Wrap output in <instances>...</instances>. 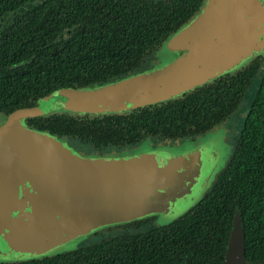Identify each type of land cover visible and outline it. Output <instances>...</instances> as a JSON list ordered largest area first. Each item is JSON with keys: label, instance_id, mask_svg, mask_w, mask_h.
<instances>
[{"label": "trees", "instance_id": "16d2710c", "mask_svg": "<svg viewBox=\"0 0 264 264\" xmlns=\"http://www.w3.org/2000/svg\"><path fill=\"white\" fill-rule=\"evenodd\" d=\"M30 1L0 0V17ZM202 2L43 0L35 18L25 24L15 20L10 32L15 52L8 44L0 49V113L7 116L35 106L61 88L92 87L134 73L146 54L191 19ZM51 17L71 28L68 39H58L61 29L50 25ZM240 89L251 97L238 143L195 206L164 224L151 216L108 227L75 249L18 264H223L237 210L247 259L264 261L263 55L236 75L219 77L159 104L122 113L55 112L28 117L26 122L97 153L130 150L146 139L168 141L207 132L229 117Z\"/></svg>", "mask_w": 264, "mask_h": 264}, {"label": "water", "instance_id": "95a60500", "mask_svg": "<svg viewBox=\"0 0 264 264\" xmlns=\"http://www.w3.org/2000/svg\"><path fill=\"white\" fill-rule=\"evenodd\" d=\"M167 40L184 52L172 62L100 86L61 88L0 117V258H42L108 227L151 216L169 221L209 191L230 155L222 133L177 147L96 154L26 122L166 101L264 56V0H203ZM223 264H264L247 259L238 210Z\"/></svg>", "mask_w": 264, "mask_h": 264}, {"label": "flooded vegetation", "instance_id": "af4514ba", "mask_svg": "<svg viewBox=\"0 0 264 264\" xmlns=\"http://www.w3.org/2000/svg\"><path fill=\"white\" fill-rule=\"evenodd\" d=\"M42 1L43 0H31L29 3H24L21 8H16L14 10L12 9L9 13L1 15V17H0V49L1 48L3 49L4 47H2V46H4L5 44H8L10 46V49H12L13 52H15V47H14V44H13V41H12V37H11V33H10L12 30L14 31V26L17 25V24H14L15 20L19 19L18 21H23V24H25L27 22L28 18H35L36 13L39 10L38 9L39 8V4ZM48 12L49 11H47L45 13H48ZM48 20L52 21L50 23V25H53V23H55V24H57L60 27L61 30L59 32L60 33L59 34V38H58L59 40L68 39L71 36V28L63 27V26H66V25L60 24L61 20L60 21H53L52 17L50 19H48ZM163 44H164V42L162 43V45ZM162 45H160L152 53L146 54V56L143 58V61H142L141 65H140V67H139V69L137 71H135L134 73H130V74L126 75V76H123L120 79L109 81L107 83H112V82H115V81H119L121 79L128 78L130 76H133V75H136V74H139V73H142V72H145L147 70L155 68L161 62V57H160V53L159 52L161 50ZM11 58H13V57H11ZM6 60H7V58H5L3 61H6ZM30 62H31V59H30ZM147 62H149V63L147 64ZM13 68L14 67L12 65H8L7 66V69H13ZM242 68H244V66H242ZM242 68L237 70V71H235V72H233V73L231 72V73H226L224 75H220V76L216 77L215 79H218L219 77H222V76H227L229 74L230 75H236L238 72H240L242 70ZM1 73H2V71L0 70V74ZM215 79H213L212 81H214ZM212 81H210V82H212ZM226 81H230V79H228ZM210 82H208V83H210ZM107 83H104V84H107ZM104 84H100V85H104ZM205 84H207V83H205ZM205 84L203 83L201 86H199L197 88H200V87L204 86ZM100 85H96V86H100ZM92 87H94V86H92ZM227 87H229V86H227ZM197 88H195V89H197ZM195 89H191L189 91H186L183 94H180L177 97L172 98V99L180 98L181 96H183V95H185V94H187L190 91H193ZM243 91H244L243 89H240L238 91V93L241 94V96L238 99L239 101H238L236 107L232 110V112L229 115V117L227 119H225V120H222V121L218 122L214 127L209 129L207 132L199 134V135H196V136H192L190 138H180V139L168 140V141L167 140H162L160 138L156 139L157 142L153 141V140H150V139H146L142 143L148 142V145L152 146V147H159V146H161V147H165V146L175 147L176 146L177 147L178 145H183L182 143H191L195 139H198V138L206 136V134H208V133L218 132L220 129H223L224 141L231 147V149H230V155H231V153L233 151V148H234V145L238 143L239 135H240V132H241L240 129H241L242 124H243L244 116L247 114L249 106H250L249 98H250L251 94L249 96H246L247 92L245 93V91L244 92ZM242 93H243V95H242ZM244 95H245V97H244ZM172 99H169V100H172ZM244 101L249 103V105L247 107H245V108H244ZM161 102H164V101H161ZM161 102H156V103H153V104H159ZM148 105H151V104H148ZM148 105H145V106H148ZM145 106H140V107H145ZM137 108H139V107H136L134 109H137ZM7 116L0 113V117H2V118L3 117H7ZM141 144H139V145H141ZM135 147H137V146H135ZM112 149L114 151H124V150L127 151L126 149L129 150V148H126L124 150H118L119 148H112ZM113 150H109V151H113ZM103 153H105V152H103ZM230 155H229V157H230ZM228 160H229V158H228ZM228 160H227V162H228ZM153 217H155V222L156 223H160L156 216H152V218ZM23 261H26V260L18 259V260H11V261H1L0 263H5V264H16L17 263L18 264V263H21Z\"/></svg>", "mask_w": 264, "mask_h": 264}, {"label": "rangeland", "instance_id": "374dc122", "mask_svg": "<svg viewBox=\"0 0 264 264\" xmlns=\"http://www.w3.org/2000/svg\"><path fill=\"white\" fill-rule=\"evenodd\" d=\"M185 50V49H184ZM160 57H161V62L159 63V65H157V66H161L162 64H164V63H168V62H172V61H174V60H176V59H178L180 56H182L183 54H184V52L183 51H181V49H179L178 47H176V46H174V45H169L168 44V40L167 41H165L164 42V44L162 45V47H161V50H160ZM149 62H147V64H148ZM250 63V62H249ZM242 67H240V68H238V69H234L233 71H232V73L233 72H235V71H237V70H239V69H241ZM229 73H231V72H229ZM212 81V80H211ZM208 82H210V81H206L205 83H208ZM204 83V84H205ZM201 86V85H200ZM183 94V93H182ZM250 97H251V95H250ZM167 101V100H166ZM161 102V101H160ZM249 105V103L248 102H246V101H244V108L245 107H247ZM64 112H66V111H64ZM214 133H216V132H214ZM217 133H219V134H223V136H224V133H223V129H220ZM209 134V133H208ZM208 134H206V135H208ZM205 137V136H204ZM204 137H201V138H198V139H195L194 141H192L193 143H195V142H197V141H200L201 139H203ZM67 142H68V144L69 145H71L72 147H74L76 150H79V151H82V152H84V153H96V154H104V153H97V152H94V151H91L90 149H92V148H89L87 145H85V144H79V143H77L74 139H71L70 141H68V140H66ZM157 142V141H156ZM191 142V143H192ZM225 142V141H224ZM226 143V142H225ZM182 144H190V143H182ZM143 145H147V146H149L148 145V142H144V143H142L141 145H139V146H137V147H134V148H138V147H141V146H143ZM159 147H161V146H159ZM166 147V146H165ZM111 150H113V149H111ZM130 150H132V149H130ZM125 151V150H124ZM110 152H123V151H106L105 153H110ZM222 160V159H221ZM192 208V207H191ZM190 208V209H191ZM188 211V210H187ZM186 211V212H187ZM184 214V213H183ZM181 216V215H180ZM178 218V217H177ZM174 219H176V218H174ZM174 219H171V220H169V221H165V222H160V223H162V224H164V223H167V222H170V221H172V220H174ZM93 234H91V235H89V236H87L86 238H84L82 241H80L79 243H77V245H76V247L80 244V243H82V242H84V241H87L89 238H90V236H92ZM75 247V248H76ZM75 248H73V249H75ZM72 250V249H71ZM11 258V257H10ZM11 260H13V259H2V258H0V262L1 261H11Z\"/></svg>", "mask_w": 264, "mask_h": 264}]
</instances>
